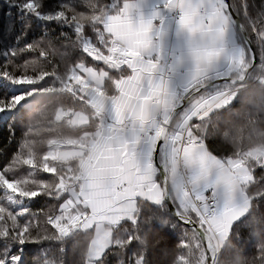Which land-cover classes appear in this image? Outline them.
<instances>
[{"label":"snow or ice","instance_id":"6c2138e0","mask_svg":"<svg viewBox=\"0 0 264 264\" xmlns=\"http://www.w3.org/2000/svg\"><path fill=\"white\" fill-rule=\"evenodd\" d=\"M0 264H264V0H0Z\"/></svg>","mask_w":264,"mask_h":264},{"label":"trees","instance_id":"16d2710c","mask_svg":"<svg viewBox=\"0 0 264 264\" xmlns=\"http://www.w3.org/2000/svg\"><path fill=\"white\" fill-rule=\"evenodd\" d=\"M29 259H31L32 258V255H31V253L29 254V257H28Z\"/></svg>","mask_w":264,"mask_h":264}]
</instances>
